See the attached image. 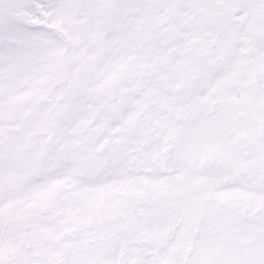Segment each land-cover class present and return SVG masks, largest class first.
I'll use <instances>...</instances> for the list:
<instances>
[{"label":"snow or ice","instance_id":"1","mask_svg":"<svg viewBox=\"0 0 264 264\" xmlns=\"http://www.w3.org/2000/svg\"><path fill=\"white\" fill-rule=\"evenodd\" d=\"M0 264H264V0H0Z\"/></svg>","mask_w":264,"mask_h":264}]
</instances>
